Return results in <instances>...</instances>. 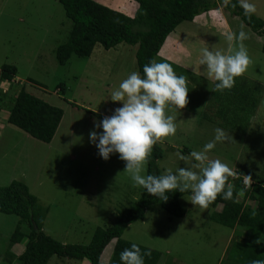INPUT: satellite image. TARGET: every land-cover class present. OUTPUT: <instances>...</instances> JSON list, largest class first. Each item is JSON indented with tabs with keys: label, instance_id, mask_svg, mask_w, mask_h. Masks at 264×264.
Returning <instances> with one entry per match:
<instances>
[{
	"label": "rangeland",
	"instance_id": "obj_1",
	"mask_svg": "<svg viewBox=\"0 0 264 264\" xmlns=\"http://www.w3.org/2000/svg\"><path fill=\"white\" fill-rule=\"evenodd\" d=\"M96 2L110 4L106 6L114 10L116 0ZM117 2L116 10L129 16L126 12L133 11L129 0ZM249 2L255 6L253 14L264 21V0ZM218 9L226 20L224 15L219 17L221 22L198 16L193 23L181 24L156 58L157 62L169 63L178 76L183 75L189 90L183 109L165 110L166 115L173 116L176 132L159 142L163 157L158 167L162 175L184 167L177 153L188 156L192 151H201L213 139L214 129L221 128L229 139L217 143L208 157L221 160L233 174L241 172L251 177L249 182L264 185L263 38L240 18L228 15L221 6ZM241 25L248 37L242 43L250 64L234 83L255 93L254 106L250 99L244 110L225 116L226 92L216 90L215 82L194 76L192 67L198 66L201 48L226 51V33H238ZM71 26L58 0H0V69L4 65L17 69L12 91L23 86L28 93L63 111L53 140L42 143L9 124L8 112L0 110V187L22 181L40 205L49 207L43 226L47 236L63 244L87 245L96 229L114 224L144 191L133 186L118 154L105 161L89 141L90 131H100L94 122L98 124L101 119L93 114L112 115L121 104L111 101V91L138 70L136 47L126 44L109 51L97 45L90 57L72 56L64 65L58 64L55 50L67 41ZM236 47L234 40L233 49ZM182 48L191 54L186 56ZM59 85L63 86L62 92ZM1 87L4 92L8 90L7 84ZM189 198L186 195L179 200L186 212L184 217H171L157 204L146 212L143 221L129 225L122 239L158 251L162 254L159 264H221L231 241L242 236V229L231 230L212 222L211 213L217 209L194 206ZM19 222L15 215L0 214V264H19L17 257L24 243L9 250L10 237ZM114 244L112 241L105 248L101 264L109 263ZM58 260L53 257L48 264H60ZM61 263L80 264L62 259Z\"/></svg>",
	"mask_w": 264,
	"mask_h": 264
},
{
	"label": "trees",
	"instance_id": "obj_2",
	"mask_svg": "<svg viewBox=\"0 0 264 264\" xmlns=\"http://www.w3.org/2000/svg\"><path fill=\"white\" fill-rule=\"evenodd\" d=\"M133 1L137 3L138 9L131 18L94 0H58L72 23L67 41L55 50L58 64L64 65L72 56L90 57L97 45L109 51L126 44L136 47L137 70L143 75V66L153 59L156 60L167 38L181 24L193 23L198 16L212 11L220 3V0ZM231 3L235 4L236 0H231ZM224 9L228 15L240 18L247 27L263 38L264 54V21L253 13L245 16L238 4L234 8L230 4ZM16 75L17 69L14 66L4 65L0 69V110L8 112L9 124L42 143H50L61 123L63 111L28 93L23 86L13 92L12 85L15 84ZM4 84L8 85L6 92L1 87ZM62 88V85L58 86L59 92H62ZM224 92L226 96L223 103L228 106L225 116H232L233 112L244 110V105L250 99L254 106L255 93L246 89L245 85L241 86L236 82L231 89ZM93 115L99 119L104 118L96 113ZM162 157L160 144H154L146 164L147 174L162 175L158 167V161ZM245 177L243 173L236 171L226 182L233 185L235 202L222 200L218 195L207 206L217 209L211 213L212 222L231 230L239 228L243 232L237 240L231 241L221 264H252L254 260H264V185L252 181L245 184ZM168 195L169 199L163 202L143 191L140 199L118 216L114 224L96 229L87 245L63 244L47 236L43 232V226L49 207L40 205L22 181H12L9 185L0 187V214L20 218L9 240V250L24 243V250L17 257L19 264H48L53 257L60 259V264L61 259L101 264V256L112 241H115V244L108 264H120V252L132 244L122 239L124 231L129 225L143 221L146 212L152 210L155 205L159 204L160 209L171 217L185 216L186 212L179 200L186 195L190 196V192L173 191ZM138 246L142 252L151 251L150 257H144L145 264L160 263L162 254Z\"/></svg>",
	"mask_w": 264,
	"mask_h": 264
},
{
	"label": "clouds",
	"instance_id": "obj_3",
	"mask_svg": "<svg viewBox=\"0 0 264 264\" xmlns=\"http://www.w3.org/2000/svg\"><path fill=\"white\" fill-rule=\"evenodd\" d=\"M230 4L233 8L238 4L245 16L256 11L249 0H236L235 4L231 0H220L221 8ZM241 29L238 33H226L228 48L224 52L214 47L201 48L198 66L192 67L193 75L215 82L218 91L231 89L235 78L241 76L250 64L242 43L248 37L243 25ZM234 40L237 43L235 49ZM142 71L143 75L131 72L111 91V101L119 102L121 106L98 124L94 122V127L100 131H90L89 141L97 148L98 155L107 161L118 154L119 159L125 162L124 172L130 175L133 186L163 202L173 191H189L188 201L201 208H207L218 195L222 200L235 202L233 185L226 183L233 175L232 171L221 160L210 159L207 155L217 143L229 139L221 128L214 129L213 139L204 144L201 151H192L188 156L177 153L184 167L177 168L175 172L167 170L163 175L144 174L153 145L176 132L174 118L166 115V108L183 109L188 103L189 90L185 77L178 76L167 62L153 59L143 66ZM249 179L251 177L246 176L244 183H249ZM145 256L150 257L151 251L142 252L136 243H132L120 252L119 260L120 264H145ZM252 264H264V260H254Z\"/></svg>",
	"mask_w": 264,
	"mask_h": 264
},
{
	"label": "crops",
	"instance_id": "obj_4",
	"mask_svg": "<svg viewBox=\"0 0 264 264\" xmlns=\"http://www.w3.org/2000/svg\"><path fill=\"white\" fill-rule=\"evenodd\" d=\"M94 1H96V0H94ZM129 2H130V6L132 7L131 9L133 10V11H127L126 12V14H128L131 18L134 16V10L136 9V8H134L133 7V5H132V3L131 2H133L134 3V5L136 4V7L138 6L137 5V3H135L134 1H132V0H129ZM119 2H117V0H116V2L114 3L113 2V6H112V8H114V10H116V9H118L117 8V5H119L118 4ZM102 5H110V4H102ZM220 7V3H218V6L215 8V9H213L212 11H210V12H208V13H205V14H203V15H201V16H206L208 19L209 18H212V19H215V21L216 22H221V20H219V17H221V16H223L224 15V13H223V11H221L220 9H218ZM224 8V7H223ZM130 9V10H131ZM137 10V9H136ZM116 11H118V10H116ZM225 11V10H224ZM213 12V14H211V15H208V14H210V13H212ZM123 13V12H122ZM123 14H125V12L123 13ZM200 16V17H201ZM223 20H226V18H225V15H224V19ZM167 42V41H166ZM165 47V46H164ZM181 51H182V53L183 54H185L186 56H187V53H186V50L185 49H181ZM161 52V51H160ZM159 143V142H158ZM160 144V143H159ZM249 182V181H248ZM249 183H251V182H249ZM80 264H89L88 262H86V261H84V262H82V263H80Z\"/></svg>",
	"mask_w": 264,
	"mask_h": 264
}]
</instances>
